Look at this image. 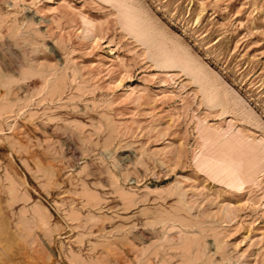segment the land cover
<instances>
[{
	"label": "rangeland",
	"instance_id": "374dc122",
	"mask_svg": "<svg viewBox=\"0 0 264 264\" xmlns=\"http://www.w3.org/2000/svg\"><path fill=\"white\" fill-rule=\"evenodd\" d=\"M0 264H264V0H0Z\"/></svg>",
	"mask_w": 264,
	"mask_h": 264
},
{
	"label": "bare ground",
	"instance_id": "6f19581e",
	"mask_svg": "<svg viewBox=\"0 0 264 264\" xmlns=\"http://www.w3.org/2000/svg\"><path fill=\"white\" fill-rule=\"evenodd\" d=\"M158 32H159V31H158ZM159 33H160V32H159ZM159 33H158V34H159Z\"/></svg>",
	"mask_w": 264,
	"mask_h": 264
}]
</instances>
